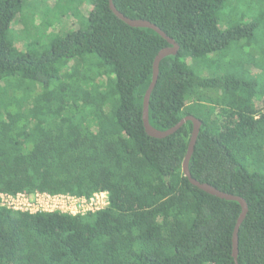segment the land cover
<instances>
[{
  "label": "trees",
  "instance_id": "trees-1",
  "mask_svg": "<svg viewBox=\"0 0 264 264\" xmlns=\"http://www.w3.org/2000/svg\"><path fill=\"white\" fill-rule=\"evenodd\" d=\"M230 1L113 4L179 45L160 64L150 124L202 121L191 175L245 199L238 263L264 264V81L232 54L243 40L252 49L260 19L226 26ZM167 47L108 0H0V194L108 197L85 215L2 208L0 264H235L241 205L183 173L193 124L164 139L145 131L144 97Z\"/></svg>",
  "mask_w": 264,
  "mask_h": 264
},
{
  "label": "water",
  "instance_id": "water-1",
  "mask_svg": "<svg viewBox=\"0 0 264 264\" xmlns=\"http://www.w3.org/2000/svg\"><path fill=\"white\" fill-rule=\"evenodd\" d=\"M108 2H109V8L113 12V14L118 19H120L121 21L126 23L128 26L133 27V28L152 29L156 33L161 35L170 44L171 47L164 48L159 52V54L155 57V60L153 63L152 81H151V84L149 85V88H148L146 94H145L144 102H143V107H144V109H143V123H144L145 131L147 132V134L149 136H151L153 138L164 139V138H167V137L175 134L187 122H191L193 124V132H192L190 143L188 146V151H187L184 163H183V173L188 178L190 183L193 186L197 187L198 189H200V190H202V191H204L210 195L216 196L220 199L238 202L241 205L242 212H241V215L237 221V224L235 226V230L233 233V258H234L235 264H239L238 263L239 229H240V226L242 225V223L245 220L247 213H248L247 202L245 201V199H243L241 197H238V196H235L232 194H228L226 192L218 190L217 188H215V187H213L207 183L199 182L198 180H196L195 178L192 177L191 172L189 170V162H190L191 156L194 152L195 145H196L197 138L199 136L201 127L203 125L202 121L193 115H189V116H186L185 118H183L177 125H175L174 127L170 128L166 131H160V130L155 129L150 124V121H149L150 98H151V94H152V92H153V90L157 84V81H158L160 64L165 58L171 57V56H176L179 52V48H180L179 45L177 44V42L175 40H173L172 38L167 36L155 24H153L149 21H146V20L130 19L116 9V7L113 4V0H108Z\"/></svg>",
  "mask_w": 264,
  "mask_h": 264
},
{
  "label": "rangeland",
  "instance_id": "rangeland-1",
  "mask_svg": "<svg viewBox=\"0 0 264 264\" xmlns=\"http://www.w3.org/2000/svg\"><path fill=\"white\" fill-rule=\"evenodd\" d=\"M230 2L223 7V10L220 13V20L226 26H237L244 21L250 22L255 19H260L258 22L259 29L255 35L256 42L253 44L252 49H249L246 40H243L239 42L238 47L233 49L232 54L238 63H241L249 71H256L259 73V75L262 76L261 80L264 81V2L263 0H236ZM36 15H41L43 17V14L36 13ZM36 15L34 17H36ZM43 42L45 44L47 43L45 41ZM45 44L42 43L38 46V52L46 51L47 47ZM16 46L24 52L26 51L28 44H24V41H21V43H16ZM8 94H11V91L8 92ZM102 201L103 199L100 197L99 202L101 203ZM80 205L82 204L72 206L71 213L78 215L82 214L91 208L103 206V202L100 206L95 205L94 203L89 204L87 207H80Z\"/></svg>",
  "mask_w": 264,
  "mask_h": 264
},
{
  "label": "built area",
  "instance_id": "built-area-1",
  "mask_svg": "<svg viewBox=\"0 0 264 264\" xmlns=\"http://www.w3.org/2000/svg\"><path fill=\"white\" fill-rule=\"evenodd\" d=\"M35 197V198H33ZM100 197L103 199V206H100L101 203ZM108 197L106 193H97L90 199L86 198H76L69 195H51V194H34L31 196L17 194V195H7L0 194V210L2 208L10 209L13 211L21 212H64L72 215H78L71 213L72 206L77 204H82L80 207H87L89 204H95L100 207H95L83 212L85 215L88 212H95L101 210L107 206ZM52 205V206H50Z\"/></svg>",
  "mask_w": 264,
  "mask_h": 264
},
{
  "label": "bare ground",
  "instance_id": "bare-ground-1",
  "mask_svg": "<svg viewBox=\"0 0 264 264\" xmlns=\"http://www.w3.org/2000/svg\"><path fill=\"white\" fill-rule=\"evenodd\" d=\"M99 193V192H98Z\"/></svg>",
  "mask_w": 264,
  "mask_h": 264
}]
</instances>
